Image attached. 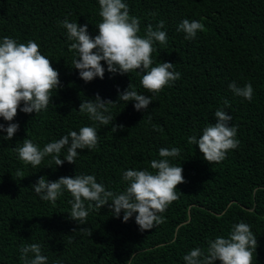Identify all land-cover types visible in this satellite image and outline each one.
<instances>
[{"label": "trees", "instance_id": "trees-1", "mask_svg": "<svg viewBox=\"0 0 264 264\" xmlns=\"http://www.w3.org/2000/svg\"><path fill=\"white\" fill-rule=\"evenodd\" d=\"M130 16L140 19L144 36L148 25L165 22L167 45L154 42L153 65L174 64L180 79L159 93L141 84L143 72L113 74L105 68L103 79L85 82L72 64L75 50L69 46L61 22L87 24L91 36L101 22L98 0H0V42L8 36L18 43L35 41L41 54L59 73L60 87L40 113L17 111L11 123L19 129L10 140L0 131V264H24L20 249L39 243L46 264H185L183 257L193 248L207 249L217 237L227 238L232 226L244 222L257 237L252 264H264V0H123ZM153 13L155 15H153ZM200 21L204 31L185 39L177 31L184 20ZM251 83V101L233 94L228 85ZM139 94L151 96L147 109L137 111L135 101H117L118 90L129 85ZM99 94L116 102L107 107L114 117L100 125L79 111L81 101ZM237 126L239 145L228 150L219 163L205 161L197 145L188 138L202 135L205 126L216 122L214 113L223 107ZM23 107V102L21 103ZM9 122L0 117L5 127ZM113 125H123L113 132ZM95 126L98 145L80 150L75 164L56 166L51 156L33 167L13 150L31 140L43 149L69 131ZM179 148L178 157L168 158L181 166L185 182L178 184V199L160 215L163 224L140 231L135 213L123 222L110 203L100 209L91 205L85 224L69 218L73 197L68 191L55 204L40 199L32 185L39 177L55 181L64 176L94 175L106 190L119 193L128 182L126 170H157L151 161L161 159V148ZM67 149L60 153L66 156ZM18 172L20 175H18ZM182 193V194H180ZM86 228L91 231H81ZM33 258V254L29 253ZM213 264H220L214 261Z\"/></svg>", "mask_w": 264, "mask_h": 264}, {"label": "clouds", "instance_id": "clouds-1", "mask_svg": "<svg viewBox=\"0 0 264 264\" xmlns=\"http://www.w3.org/2000/svg\"><path fill=\"white\" fill-rule=\"evenodd\" d=\"M101 22L97 25L98 34L94 37L88 32L87 24L80 26L77 22H69L65 18L61 24L67 30L68 39L75 41L70 44V50H75L76 58L72 64L78 70L79 77L85 82L94 78L103 79L107 65L109 73L127 74L134 70L143 72L141 84L150 93H159L166 86L180 79L181 73L175 71L174 64L160 62L153 65L152 53L155 51L154 42L167 45L168 35L164 29L165 22L159 21L155 28L148 25L144 36L140 32V19L130 16L128 5L123 0H98ZM153 15H155L153 13ZM200 21L184 19L177 27L183 31L185 39L196 37L198 31H204ZM59 73L53 68L50 59L41 54L40 46L33 40L18 43L15 39L5 36L0 42V117L9 122L5 127L0 124V131L6 132L4 140H10L18 131V123H11L17 111L30 114L46 110L51 103L53 90L60 87ZM234 95L251 101L254 94L252 84L245 83L242 87L235 81L228 85ZM135 101L137 111L147 109L152 102L151 96L139 94L129 83L128 87L119 92L117 101ZM23 102V107L21 103ZM116 102L102 100L99 94L94 99L81 101L79 111L86 113L93 121L108 126L114 117L109 112L108 105ZM229 101L223 100V107L214 113L216 122L204 127L202 135L188 138L189 144L197 145L205 161L210 164L219 163L226 159L228 150L236 149L239 140L236 139L237 126L230 125L232 117L225 112ZM123 125H113L111 130L116 132ZM98 134L95 126H84L79 131H69L55 142H49L41 149L29 139H24L22 146L13 150L25 164L37 167L46 156H51L56 166L65 161L75 164L79 155L78 149L92 150L98 145ZM67 149V154L61 158L60 153ZM180 149L161 148L159 157L151 161L150 167L157 170L129 169L123 173L122 179L128 186L116 193L106 190L105 186L96 181L94 175L64 176L55 181H48L44 176L39 177L33 190L40 199L53 204L66 190L73 200L69 218L85 224L91 205L86 208L84 201L95 202L100 209L109 204L112 214L120 216L123 211V222H127L135 213V223L140 231L152 229L163 224L165 217L160 215L168 206L176 201L178 184L184 183L182 167L170 163L168 158L178 157ZM18 175L20 173L18 172ZM182 194V193H180ZM81 231H91L81 228ZM257 247V237L251 231V226L240 222L232 226L227 238L217 237L208 242L207 249L199 247L190 250L184 257L185 264H252L253 253ZM33 254V258L29 257ZM20 259L24 264H46L48 257L42 254V245L32 243L20 249Z\"/></svg>", "mask_w": 264, "mask_h": 264}]
</instances>
